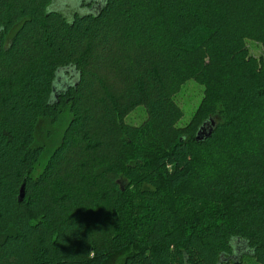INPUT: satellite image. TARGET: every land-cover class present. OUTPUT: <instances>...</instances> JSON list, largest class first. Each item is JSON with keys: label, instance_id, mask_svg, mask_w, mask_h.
Wrapping results in <instances>:
<instances>
[{"label": "trees", "instance_id": "obj_1", "mask_svg": "<svg viewBox=\"0 0 264 264\" xmlns=\"http://www.w3.org/2000/svg\"><path fill=\"white\" fill-rule=\"evenodd\" d=\"M57 1L0 0V264H264V70L233 71L186 132L174 129L187 74L200 75L204 53L226 63L235 51L225 14L207 15L213 0H131L122 8L139 20L125 26L119 0ZM158 16L177 31L158 33ZM124 29L136 48H117ZM114 69L120 98L96 74ZM139 105L147 119L133 128L124 118ZM65 109L47 155L39 126Z\"/></svg>", "mask_w": 264, "mask_h": 264}, {"label": "rangeland", "instance_id": "obj_2", "mask_svg": "<svg viewBox=\"0 0 264 264\" xmlns=\"http://www.w3.org/2000/svg\"><path fill=\"white\" fill-rule=\"evenodd\" d=\"M94 1L95 0H75V4L78 5L80 2H84L91 5ZM130 1L131 0H119L117 6L119 11L113 16L115 21L120 20L125 26L127 24V26H131L133 22L136 24L139 20L136 19V16L134 19L128 18L125 14L126 11L122 8V5L126 6ZM222 1L224 0H213L212 7L204 1V4L209 6V8L206 9V13L207 15H216L215 13L220 11L223 16L225 14V27L230 31L232 29L238 31V39L237 41H233L232 45L235 51L226 63H224V60H217V56L211 55V57L210 53H204L203 64L200 66V75L189 72L190 74H187L186 79L174 91L173 98L175 106L178 107L181 114L174 123V129L180 130L181 132H186L191 124L198 120L200 107L209 96L210 92L218 89L220 83H223L227 77L233 78V71L238 72L241 68L248 67H256L264 70V8H260L255 3L253 8L254 11L250 12V10H252L250 7L249 10L247 7L241 8L240 6L243 5L242 3L246 2V0H240L239 4L236 5L237 7L234 3L231 6L232 3H230L227 4L225 8L223 7L222 10H219ZM57 2V6L59 4H64V2L73 4L71 0H58ZM76 8H79V5ZM143 12V10H138L137 15H141ZM157 18V23L154 22V24L158 33L166 34V37H170L174 31H177V28L173 30V28L171 29V27L168 26V19L165 18V20H163L161 19V16H158ZM123 31L126 33L127 30L124 29ZM125 33L122 32V34L118 35L119 40L117 41V48H121L122 45H126L127 43L131 44L130 46L133 48H136L137 45L140 44L139 41H137V35L135 36L132 30L126 34ZM164 44L167 45L168 42L166 41ZM87 53V50H84L81 52V56H83V59L86 61H89ZM193 62L197 63L199 61L195 57ZM94 65H96V63ZM225 65L229 66L226 67ZM87 72H90V65L87 66ZM110 72V70H107L102 74L101 72H96V74L100 78L103 91L106 93L113 92L114 97L120 98L125 94V88L127 89V87H125V76L123 74H118L115 69L111 73ZM69 119L70 116L67 109H65L63 115L55 123L43 121L40 124L37 133V143L45 146L48 152L47 155H49L60 143ZM146 119V109L143 105H139L125 116L124 122L133 128H138L146 121ZM257 134L259 137L264 138V124L259 126ZM165 168L169 170L171 169L170 166ZM121 261V256H115L106 264H121ZM244 264H257V262L253 260L247 263L245 262Z\"/></svg>", "mask_w": 264, "mask_h": 264}, {"label": "water", "instance_id": "obj_3", "mask_svg": "<svg viewBox=\"0 0 264 264\" xmlns=\"http://www.w3.org/2000/svg\"><path fill=\"white\" fill-rule=\"evenodd\" d=\"M98 1L99 2L97 5L94 6V9L101 10L102 7L104 6L106 0H98ZM64 86H65L64 80L62 78H58V81H57L56 85L54 86L53 96H56L57 95L56 91L58 89H62ZM214 126H215V122L213 119L204 123L200 127V129L197 133V140H203L206 137H209L210 134L212 133ZM24 197H25V191H24V186H23L21 191H20L19 201H22L24 199Z\"/></svg>", "mask_w": 264, "mask_h": 264}]
</instances>
